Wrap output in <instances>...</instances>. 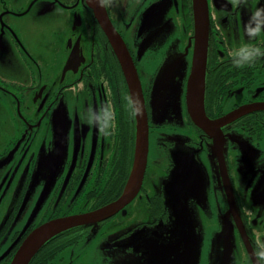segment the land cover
<instances>
[{
    "label": "flooded vegetation",
    "instance_id": "af4514ba",
    "mask_svg": "<svg viewBox=\"0 0 264 264\" xmlns=\"http://www.w3.org/2000/svg\"><path fill=\"white\" fill-rule=\"evenodd\" d=\"M103 1L140 81L146 167L129 201L57 234L29 264H187L197 248L210 264L225 224L232 264H264V55L232 62L241 45L264 52V0H207L204 112H241L212 133L187 102L194 0ZM124 92L119 54L87 0H0V264L40 226L124 195L138 137ZM89 106L112 108L107 133L84 122Z\"/></svg>",
    "mask_w": 264,
    "mask_h": 264
},
{
    "label": "water",
    "instance_id": "95a60500",
    "mask_svg": "<svg viewBox=\"0 0 264 264\" xmlns=\"http://www.w3.org/2000/svg\"><path fill=\"white\" fill-rule=\"evenodd\" d=\"M89 6L94 10V13L107 32L112 45L117 50L120 60L123 64L126 77L130 86L133 99L137 103L140 111L138 112L137 124V149L135 155L134 167L131 178L124 195L117 202L102 208L98 211L77 215L67 218H60L50 221L39 228L35 229L31 235L23 243L17 252L12 264H29L35 254L41 247L57 234L68 229L97 222L105 219L110 214L117 210V207L129 201L141 184L143 173L147 163L148 152V123L146 120L145 107L142 99L140 81L138 79L133 61L127 51L126 45L113 27L108 17L103 0H87ZM195 8V48L193 65L190 78L187 85V102L190 114L196 124L203 127L206 131L215 132L221 124L226 120H230L238 116L241 112H233L223 119L212 120L208 118L204 112V91H205V67H206V46L209 38V22H208V7L207 0H194ZM218 248L212 250L209 255L210 264H232L233 256V229L227 228L225 224L222 235L217 239ZM200 251L198 248L195 254L192 255L189 251L186 256L187 264H192L199 260Z\"/></svg>",
    "mask_w": 264,
    "mask_h": 264
},
{
    "label": "clouds",
    "instance_id": "9594fccd",
    "mask_svg": "<svg viewBox=\"0 0 264 264\" xmlns=\"http://www.w3.org/2000/svg\"><path fill=\"white\" fill-rule=\"evenodd\" d=\"M256 15H259V10H257ZM252 34H256L260 31L259 26L256 28H249L248 30ZM264 55L261 49L251 46V45H241L233 55V64L238 67H243L246 64L254 62V60ZM122 98L125 101V107L129 111L132 117L140 111L137 107L136 101L127 92L122 93ZM84 122L88 124L96 123L98 126L107 133L110 128L114 125V114L111 107L104 108L102 110H97L89 106L83 117Z\"/></svg>",
    "mask_w": 264,
    "mask_h": 264
},
{
    "label": "rangeland",
    "instance_id": "374dc122",
    "mask_svg": "<svg viewBox=\"0 0 264 264\" xmlns=\"http://www.w3.org/2000/svg\"><path fill=\"white\" fill-rule=\"evenodd\" d=\"M47 42L43 45V48H42V52L43 53H46V50H47ZM45 55H47V54H45ZM45 55H44V57H45ZM36 207H38V206H36ZM35 207V208H36ZM34 216V215H33ZM32 215H30V217H29V220L28 221H30L31 220V218L33 217ZM199 263V260H197V261H194L192 264H198Z\"/></svg>",
    "mask_w": 264,
    "mask_h": 264
}]
</instances>
